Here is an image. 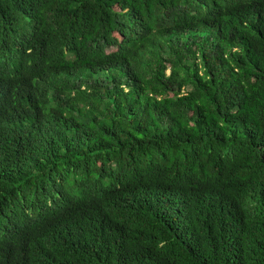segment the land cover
<instances>
[{"label":"trees","instance_id":"obj_1","mask_svg":"<svg viewBox=\"0 0 264 264\" xmlns=\"http://www.w3.org/2000/svg\"><path fill=\"white\" fill-rule=\"evenodd\" d=\"M0 264H264V0H0Z\"/></svg>","mask_w":264,"mask_h":264}]
</instances>
